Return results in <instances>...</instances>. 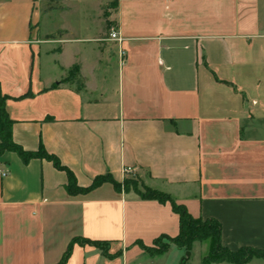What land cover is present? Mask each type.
<instances>
[{"label": "crops", "instance_id": "obj_1", "mask_svg": "<svg viewBox=\"0 0 264 264\" xmlns=\"http://www.w3.org/2000/svg\"><path fill=\"white\" fill-rule=\"evenodd\" d=\"M111 3L99 37L72 40L45 27L37 0H0L14 142L43 147L82 189L123 184L132 168L193 218L217 220L224 248L264 252V0ZM68 182L50 161L0 154V264H59L75 239L98 245H74L66 264H167L173 247L142 246L179 234L170 203L110 183L72 196Z\"/></svg>", "mask_w": 264, "mask_h": 264}, {"label": "trees", "instance_id": "obj_2", "mask_svg": "<svg viewBox=\"0 0 264 264\" xmlns=\"http://www.w3.org/2000/svg\"><path fill=\"white\" fill-rule=\"evenodd\" d=\"M77 73L78 67L75 66L67 81L73 80ZM5 104L6 98L0 95V154L6 152L15 153L25 164H28L34 159L52 162L56 169L67 173L69 181L67 191L72 196L86 195L101 185L110 183L116 190L121 191L124 189L127 192L134 191L143 200H155L162 204H171L173 212L178 215L180 219L179 234L175 238L161 237L155 241L153 247L147 248L142 246L150 256L163 255L167 253L172 246H176L177 248L187 252H192L195 244L207 243L209 245V253L202 259V264H248L254 259L264 260L263 251L252 248H242L239 251L232 252L224 248L221 244L222 226L217 220L209 219L203 221L202 219H195L191 216L185 206L178 205L169 195L153 189L143 186L142 189L134 187L133 190H129L128 185L130 182L127 178L124 180L123 184H119L112 178L101 177L97 178L90 188H79L75 176L61 164L58 158L49 155L43 147L38 152H27L14 142L12 135L13 121L8 116ZM163 240H166L167 243L162 244ZM76 244L81 246L98 245V243H94L89 240L75 239L70 244L67 252L64 254L59 264H66L68 262L72 254L73 247Z\"/></svg>", "mask_w": 264, "mask_h": 264}, {"label": "rangeland", "instance_id": "obj_3", "mask_svg": "<svg viewBox=\"0 0 264 264\" xmlns=\"http://www.w3.org/2000/svg\"><path fill=\"white\" fill-rule=\"evenodd\" d=\"M37 2L38 9L44 12L42 20L45 27L50 31L66 29L71 33L72 40H79L83 37H93L95 39L99 37L103 26H105L103 18L108 17L109 12H113L115 7L111 3L113 0H37ZM60 36L61 34L57 33L49 38H59ZM109 46L114 49V44L110 43ZM127 180L130 182L128 185L129 190H133L134 187L139 189H142L143 186L146 187L138 176H130ZM162 242V244L167 243L166 240ZM172 247V251L164 259L167 264H172L174 261L187 257V251H181L176 246ZM208 253L209 245L207 243L195 244L192 252H190L189 264H201L202 259Z\"/></svg>", "mask_w": 264, "mask_h": 264}, {"label": "built area", "instance_id": "obj_4", "mask_svg": "<svg viewBox=\"0 0 264 264\" xmlns=\"http://www.w3.org/2000/svg\"><path fill=\"white\" fill-rule=\"evenodd\" d=\"M109 32H110L109 33V39H108L109 41L115 42V43H117L119 45H121L123 43L124 40L121 38V36H120L118 30L116 29V27L112 26L110 28ZM119 55H120L121 62L124 63V60L126 58V53L121 49ZM123 175L125 177L133 176L134 175V169H132V168H124ZM4 176H5V174H4Z\"/></svg>", "mask_w": 264, "mask_h": 264}, {"label": "water", "instance_id": "obj_5", "mask_svg": "<svg viewBox=\"0 0 264 264\" xmlns=\"http://www.w3.org/2000/svg\"><path fill=\"white\" fill-rule=\"evenodd\" d=\"M190 256H191V255H190V252H188V253H187V257L184 259V262L188 261L189 258H190ZM184 262H183V263H184Z\"/></svg>", "mask_w": 264, "mask_h": 264}]
</instances>
